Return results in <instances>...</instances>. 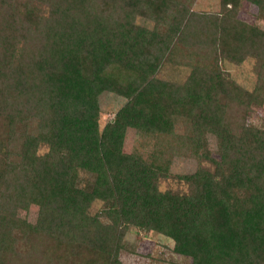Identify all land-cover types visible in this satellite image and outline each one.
Listing matches in <instances>:
<instances>
[{
  "label": "trees",
  "instance_id": "trees-1",
  "mask_svg": "<svg viewBox=\"0 0 264 264\" xmlns=\"http://www.w3.org/2000/svg\"><path fill=\"white\" fill-rule=\"evenodd\" d=\"M194 1L0 0V264H124L132 228L189 264H264V121L247 120L264 28L239 16L248 3L264 19V0ZM171 54L182 81L160 76ZM249 58L252 89L221 67ZM104 91L125 100L100 127ZM128 129L155 134L150 160L124 150ZM177 154L213 169L172 173Z\"/></svg>",
  "mask_w": 264,
  "mask_h": 264
},
{
  "label": "rangeland",
  "instance_id": "rangeland-1",
  "mask_svg": "<svg viewBox=\"0 0 264 264\" xmlns=\"http://www.w3.org/2000/svg\"><path fill=\"white\" fill-rule=\"evenodd\" d=\"M219 0H195L192 8L202 12H216L219 10ZM256 7L246 3L244 8L239 11V16L249 22H257L259 26L264 28V19L255 18ZM137 22L151 25L150 21L138 17ZM167 65L163 68L160 76L173 80L182 81L187 73L188 67L183 64V59L178 55L171 54ZM254 60L249 58L240 64H234L227 61H221V67L227 71L230 76L239 84L247 89H252L255 85V73L253 72ZM124 98L117 96L111 92L104 91L99 96L100 115L99 124L102 127L109 118H111L117 108L124 102ZM247 120L250 123L260 125L264 121V104H253L248 112ZM180 126V125H179ZM178 126V127H179ZM182 127V125H181ZM208 147L212 156L216 157V141L215 138L208 134ZM155 147V134L135 129H128L125 134L124 150L127 152L138 151L146 160H150L153 149ZM46 150V146L39 148L40 152ZM198 166L213 169V165L206 159L194 157L191 154L172 155L169 169L172 173H191ZM80 176L85 180L91 179L88 172L80 171ZM83 185V182L81 183ZM84 186V185H83ZM87 186V185H86ZM172 188L174 190L181 189L176 182L172 180H161L160 189ZM103 203L95 200L90 206L93 214H99L101 217V208ZM36 208L29 214L30 220H34ZM103 218V217H101ZM124 245L131 248L132 251L123 249L120 258L124 264H189L190 258L177 254L173 251V242L171 239L158 234L154 231L143 232L132 228L124 236Z\"/></svg>",
  "mask_w": 264,
  "mask_h": 264
}]
</instances>
